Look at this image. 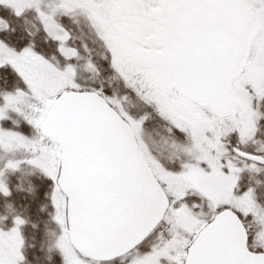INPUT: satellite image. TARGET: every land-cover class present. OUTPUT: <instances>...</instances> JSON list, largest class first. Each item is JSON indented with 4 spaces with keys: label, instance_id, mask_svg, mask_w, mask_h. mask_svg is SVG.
Returning a JSON list of instances; mask_svg holds the SVG:
<instances>
[{
    "label": "snow or ice",
    "instance_id": "obj_1",
    "mask_svg": "<svg viewBox=\"0 0 264 264\" xmlns=\"http://www.w3.org/2000/svg\"><path fill=\"white\" fill-rule=\"evenodd\" d=\"M0 264H264V0H0Z\"/></svg>",
    "mask_w": 264,
    "mask_h": 264
}]
</instances>
